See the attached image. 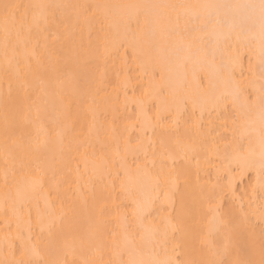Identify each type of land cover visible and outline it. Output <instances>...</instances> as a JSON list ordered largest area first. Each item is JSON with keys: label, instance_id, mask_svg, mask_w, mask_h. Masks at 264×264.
<instances>
[{"label": "bare ground", "instance_id": "6f19581e", "mask_svg": "<svg viewBox=\"0 0 264 264\" xmlns=\"http://www.w3.org/2000/svg\"><path fill=\"white\" fill-rule=\"evenodd\" d=\"M0 264H264V0H0Z\"/></svg>", "mask_w": 264, "mask_h": 264}]
</instances>
